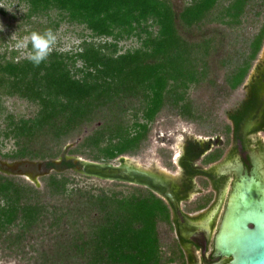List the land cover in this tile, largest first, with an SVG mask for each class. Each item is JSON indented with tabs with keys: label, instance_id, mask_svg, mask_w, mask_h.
<instances>
[{
	"label": "trees",
	"instance_id": "1",
	"mask_svg": "<svg viewBox=\"0 0 264 264\" xmlns=\"http://www.w3.org/2000/svg\"><path fill=\"white\" fill-rule=\"evenodd\" d=\"M21 1L28 16L56 10L91 37L74 52L49 49L39 65L30 60L32 44L28 57L0 58V96L38 105L32 117L8 118L15 150L4 156L46 168L57 167L53 160L85 127L91 130L67 154L111 162L139 154L163 110L209 123L244 82L264 41V0ZM132 35L141 46L120 52L117 41ZM41 182L38 188L0 173L4 256L17 264H164L159 228L172 223L163 199L137 188L124 194L70 187V177L58 172Z\"/></svg>",
	"mask_w": 264,
	"mask_h": 264
},
{
	"label": "flooded vegetation",
	"instance_id": "2",
	"mask_svg": "<svg viewBox=\"0 0 264 264\" xmlns=\"http://www.w3.org/2000/svg\"><path fill=\"white\" fill-rule=\"evenodd\" d=\"M163 137L155 139L161 148L166 147ZM176 148L172 144L168 150L170 162L181 168L178 178L151 172L165 182L178 210L156 191L137 184L140 192H151L169 206L174 237L166 251L161 247L164 264H231L236 249L221 242L228 203L264 201V71L231 104L222 130L184 138ZM187 203L193 207L186 208Z\"/></svg>",
	"mask_w": 264,
	"mask_h": 264
},
{
	"label": "rangeland",
	"instance_id": "3",
	"mask_svg": "<svg viewBox=\"0 0 264 264\" xmlns=\"http://www.w3.org/2000/svg\"><path fill=\"white\" fill-rule=\"evenodd\" d=\"M246 22L250 21L249 17ZM262 21L258 22L257 26ZM246 24V23H245ZM251 29V27L249 28ZM51 31L54 36V42L49 49H57L59 51H76L79 43L83 39L90 40V31L83 25L70 23L63 20L62 16L56 10H51L48 15L28 16V6L21 0H0V58H10L15 56V59L28 57L30 54V36L33 32L44 34ZM96 41H111V38L94 39ZM118 46L120 52L133 50L141 46V42L137 36L124 37L119 39ZM264 71V41L262 47L254 60L252 67L246 77L245 81L233 92L230 99L223 102L218 109L210 116L209 123L195 122L182 119L168 110L161 111L156 118L149 123L150 133L149 139L143 150L137 155H121L111 162L118 164L125 159H129L132 164H136L143 169L153 172H164L168 174H175V177L181 175V168L179 165H173L170 160V146L173 144L175 151H179L176 146H179L184 138L207 136L217 133L222 130L223 123L226 121L227 112L233 102L241 99L248 91L252 81ZM193 89L189 91V95H194ZM38 105L34 102L21 99L17 96H0V159L6 161H13L6 158L4 155L10 154L15 150L14 140L6 136L7 124L9 117L14 119L29 118L35 115ZM128 122L131 124L133 118L128 116ZM141 120V118H140ZM91 129L85 127L81 134L72 140H69L63 148V152H68L69 149L75 147L81 138L88 134ZM158 135H163V140L166 147L161 148L159 143L155 142ZM161 148V149H160ZM84 150V149H83ZM86 153H93L95 150L86 149ZM174 153V152H173ZM84 159H89L86 155H78ZM121 158H124L123 160ZM44 168V167H43ZM36 169V168H35ZM51 172H58L67 175L71 179L70 187L82 188H115L128 194L138 189L137 185L126 182H118L113 185L115 181L100 179L94 176H86L76 173L70 168L57 166ZM17 176V175H16ZM23 180L34 184L40 188L42 186L41 176L35 182H32L29 177L18 176ZM174 177V178H175ZM176 179V178H175ZM187 207H193V204H186ZM223 207L221 205L220 210ZM219 210V212H220ZM216 224V222H215ZM162 238V248L164 251L173 242V230L162 224L159 228ZM18 261L14 258L4 256L0 252V264H17Z\"/></svg>",
	"mask_w": 264,
	"mask_h": 264
},
{
	"label": "water",
	"instance_id": "4",
	"mask_svg": "<svg viewBox=\"0 0 264 264\" xmlns=\"http://www.w3.org/2000/svg\"><path fill=\"white\" fill-rule=\"evenodd\" d=\"M62 160L70 161L73 165L71 169L81 175L144 185L165 197L176 210L179 209L177 200L168 191L165 182L151 171L139 169L133 164H127L126 161H121L118 164L93 161L80 156L69 155L66 152L54 159L53 163L59 165ZM52 169L46 168L43 161L27 159L6 161L0 159V173L26 176L32 182H35L40 176L49 174ZM248 223H252L254 226L249 227ZM221 238L222 244L230 249L231 247L236 249L231 264H264V201L245 199L229 202ZM221 242L218 243V246L223 249Z\"/></svg>",
	"mask_w": 264,
	"mask_h": 264
},
{
	"label": "clouds",
	"instance_id": "5",
	"mask_svg": "<svg viewBox=\"0 0 264 264\" xmlns=\"http://www.w3.org/2000/svg\"><path fill=\"white\" fill-rule=\"evenodd\" d=\"M34 54L30 56L31 62L39 65L46 59L50 45L54 42V36L51 31L44 34L33 32L30 36Z\"/></svg>",
	"mask_w": 264,
	"mask_h": 264
},
{
	"label": "bare ground",
	"instance_id": "6",
	"mask_svg": "<svg viewBox=\"0 0 264 264\" xmlns=\"http://www.w3.org/2000/svg\"><path fill=\"white\" fill-rule=\"evenodd\" d=\"M177 157H178V155L175 157V159L177 160ZM125 161H126V163L127 164H132L130 161H129V159H125ZM133 165H135V166H137L136 164H133ZM139 169H142V168H140V166H137ZM162 174H164V175H166V173H164V172H161Z\"/></svg>",
	"mask_w": 264,
	"mask_h": 264
}]
</instances>
